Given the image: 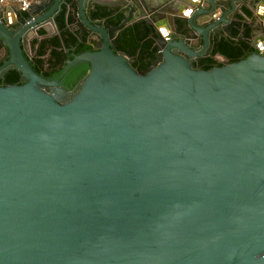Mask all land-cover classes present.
Instances as JSON below:
<instances>
[{"label":"water","instance_id":"95a60500","mask_svg":"<svg viewBox=\"0 0 264 264\" xmlns=\"http://www.w3.org/2000/svg\"><path fill=\"white\" fill-rule=\"evenodd\" d=\"M240 1L0 5V75L23 82L0 86V264H264V42L211 70L190 61L232 37ZM63 5L94 48L70 61L65 49L49 80L29 44L59 33ZM95 7L125 20L111 27ZM251 9L264 31V0ZM138 22L156 47L145 72L117 44ZM81 64L87 77L65 89Z\"/></svg>","mask_w":264,"mask_h":264},{"label":"trees","instance_id":"16d2710c","mask_svg":"<svg viewBox=\"0 0 264 264\" xmlns=\"http://www.w3.org/2000/svg\"><path fill=\"white\" fill-rule=\"evenodd\" d=\"M67 11V6L63 5L61 11L55 18L59 32L57 35L46 37V31L41 29L39 30V36L42 38H35L32 43L37 63H31V67L38 75L45 79L55 80L62 75L64 69H56L61 64L65 49L68 50L66 61H70L75 56L93 51L94 48L93 44L85 39L81 40L78 34L72 33L69 30ZM244 14L247 17L253 16L252 12L247 9L244 10ZM93 17L104 19L111 27H117L125 20L126 14L125 11H121L119 8L95 7ZM152 32L153 30L148 24L138 22L127 25L120 30L117 38L119 50L131 56V66L143 72L156 59V47L151 37ZM240 32L241 30L239 28H234L232 37L219 40L216 44L214 54H220L234 63L256 53L257 50L247 40H238ZM249 35L250 30L247 29L246 36ZM246 53L247 55L245 56ZM214 63L215 61L211 58L204 59L201 62V64H204L203 70H211L214 67ZM45 70L47 72H44ZM89 70L90 66L88 64H81L70 70L64 78L65 89L74 90L87 77ZM22 84V76L17 70H9L4 76H0V86Z\"/></svg>","mask_w":264,"mask_h":264},{"label":"flooded vegetation","instance_id":"af4514ba","mask_svg":"<svg viewBox=\"0 0 264 264\" xmlns=\"http://www.w3.org/2000/svg\"><path fill=\"white\" fill-rule=\"evenodd\" d=\"M260 1H262V0H259V1H252L251 0L250 2H247V3L243 2V1H240V3L235 7V10L239 11V14L237 15V17H238L239 21L241 22V23L239 22L237 24V26L235 27V28H239L241 30L240 36L238 37V40L245 39V40H247L250 43L251 46L253 44H255L257 47L263 45L264 41H263V37L262 36H263L264 31H263V29L261 27V22L259 21V19L257 18V16L255 15L254 11L251 8L254 7L257 10L258 6L260 5ZM245 9L251 11L253 16L252 17L245 16V14H244V10ZM244 27H246L245 36H243ZM247 29L250 30V35H251V31L253 30V33H254V35L252 37L253 41H250V39H249L250 35L246 36ZM221 39H224V38L215 37V38L212 39V41H211L212 44H213L212 45V52H213L212 56H211V54L201 55L200 56L201 60L199 62H197L195 58H190V61H192L194 68L203 69L204 64H201V62L204 59H207V58H211V59H213L215 61L214 65H213L214 67L217 66V65L218 66L221 65L219 63L220 59L216 56L217 54H214V50H215L216 44ZM211 42L208 43V48L211 45ZM191 43H193V46L196 49H199V48L204 46V43L201 42V47H199V43L196 40H193ZM205 52H206V50H205Z\"/></svg>","mask_w":264,"mask_h":264},{"label":"built area","instance_id":"2783aa9c","mask_svg":"<svg viewBox=\"0 0 264 264\" xmlns=\"http://www.w3.org/2000/svg\"><path fill=\"white\" fill-rule=\"evenodd\" d=\"M36 0H0V5H15L20 11H28Z\"/></svg>","mask_w":264,"mask_h":264},{"label":"crops","instance_id":"0c3cea01","mask_svg":"<svg viewBox=\"0 0 264 264\" xmlns=\"http://www.w3.org/2000/svg\"><path fill=\"white\" fill-rule=\"evenodd\" d=\"M44 2H46L47 3V7H49V6H51L52 4H53V0L50 2V1H48V0H36L35 2H34V4L33 5H41V4H43ZM7 6H12V7H15L16 9H18L15 5H7ZM46 6H44V8H45V10L44 11H41L40 9L39 10H35V11H33L34 13H35V17H41L42 15H44V12L48 9ZM19 10V9H18ZM12 13V15L14 16L15 15V13L13 12V11H11ZM219 12V11H218ZM15 17V16H14ZM49 27H50V29H51V31H53L52 30V28H51V25L49 24ZM44 30V29H43ZM35 40V38L33 37L32 39H31V42H30V44H29V49H30V51H32L33 52V48H32V43H33V41Z\"/></svg>","mask_w":264,"mask_h":264}]
</instances>
